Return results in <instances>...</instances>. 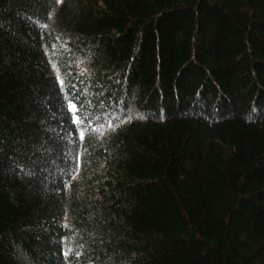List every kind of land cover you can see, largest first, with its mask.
Wrapping results in <instances>:
<instances>
[{
  "label": "trees",
  "instance_id": "trees-1",
  "mask_svg": "<svg viewBox=\"0 0 264 264\" xmlns=\"http://www.w3.org/2000/svg\"><path fill=\"white\" fill-rule=\"evenodd\" d=\"M0 264H264V0H0Z\"/></svg>",
  "mask_w": 264,
  "mask_h": 264
}]
</instances>
